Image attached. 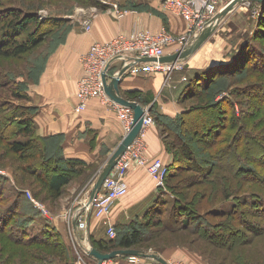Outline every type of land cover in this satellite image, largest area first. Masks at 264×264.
I'll list each match as a JSON object with an SVG mask.
<instances>
[{"label":"trees","instance_id":"obj_1","mask_svg":"<svg viewBox=\"0 0 264 264\" xmlns=\"http://www.w3.org/2000/svg\"><path fill=\"white\" fill-rule=\"evenodd\" d=\"M2 6L4 5H0V57L3 58L30 54L47 39L51 28L65 20L54 17L40 21L35 10L26 11L30 12L26 16V12H21L20 9L8 10ZM246 8L239 13L234 26L231 25V46L226 56L211 67H205L190 76L180 97L185 111L173 119V124L166 122L168 119L163 115L166 121L159 119L165 146L173 154L172 162H165L168 169L172 170L169 177L187 169L193 170L201 176L202 181L210 185L208 189L212 194L219 192L218 196L223 200L221 203L232 201V205L223 211L212 210L211 215L202 217L203 214L195 212L194 205L188 201V193L180 192L176 190L177 187L174 188L168 183L166 190L158 189L160 195L157 202L143 219L126 223V228L120 229L119 234L117 232L116 237L108 241H94L100 251L147 249L145 242L151 236L145 239V230L157 226L172 234H194L204 243L215 240L216 244L218 240L239 242L237 238L245 231L240 225L246 226L252 236L264 232V193L252 191L254 189L250 188V184L264 188V89L258 96L244 101L245 105L253 108L250 113L239 107L240 102L235 97L238 92L236 88L220 99H210L213 92L211 84L215 80L213 77L230 78L239 73L241 76V72L248 70L243 66L245 62L253 59L256 61L261 58V65L264 66V50L259 42L264 38V1L249 0ZM48 23H52L53 27L44 28ZM255 69L264 74V68ZM30 71L31 68L29 73ZM13 83L15 89L17 87L14 97L20 100L31 98L29 82L27 84L16 78ZM127 96L129 98H126L132 100L135 95ZM195 97L200 99V104L195 107L186 104ZM10 102L14 104L13 111L0 120V129L5 131L14 127L15 123L18 124L12 132L14 138L9 139L7 146L12 152L24 154L25 160L32 159L29 164L34 175L46 188V194L50 198H61L65 188L82 171L88 168L92 171L98 169L96 164L65 156L60 135L38 134L35 122L37 107L33 104ZM206 102L208 104L203 105ZM208 107L213 111L202 122L205 114L202 111ZM216 112L221 115L215 116ZM195 124H200V129L202 126V129L208 131L195 137ZM22 136H26L27 140L21 141ZM257 153L262 155L255 156ZM3 175L5 174H0V234L4 236L1 235L5 245L11 243L27 247L19 264H73L68 245L58 228L48 218L29 211L30 204L25 201L18 187L9 196L5 183L10 180ZM90 177L91 175L83 183ZM20 204L26 205L25 210V205L19 208ZM168 206L175 209L169 213L170 218L167 220L165 209ZM196 206L199 207L197 203ZM247 216L248 219L257 218V225L248 221ZM209 217L219 220L211 221ZM36 220H39V228L33 226ZM202 229H205L204 233L201 232ZM158 230L160 229H152L150 234L158 235ZM171 245L189 247L186 242L175 241ZM232 259L240 261L237 256Z\"/></svg>","mask_w":264,"mask_h":264},{"label":"crops","instance_id":"obj_2","mask_svg":"<svg viewBox=\"0 0 264 264\" xmlns=\"http://www.w3.org/2000/svg\"><path fill=\"white\" fill-rule=\"evenodd\" d=\"M152 4L157 6L160 3L156 0ZM163 11L166 12L163 19L151 13L144 15L140 21L154 31L159 30L162 25L174 33L185 31L186 23L181 16ZM138 18L139 16L133 13L118 19L109 12H100L93 19L90 30L85 31L86 27L84 30L79 28L70 34L68 42L60 47L39 83L29 88L32 104L38 109L35 116L38 134L60 135L63 139L62 150L65 156L88 164H96L98 172L125 135L117 112L100 99H91L82 112L75 110L78 103L77 81L83 74L79 56L95 42H105L119 33L130 32L136 27ZM210 38L208 37L189 54L185 59L183 70L174 72L169 79H166L161 72L132 74L125 71L121 75V94L124 97H128L129 94L135 95L132 100L138 101L144 109L148 108L155 119L146 133L148 145L146 154L150 159L159 157L167 164L173 160L172 152L165 146L159 119L166 121L164 119L166 117L168 119L166 122L173 124V119L178 118L185 111L180 97L190 76L207 67L212 56L220 53L221 43H213ZM172 48L169 47L167 52H173ZM214 56L217 59L223 57ZM124 65L123 58L114 59L108 70L109 75L118 74ZM126 180L129 185L127 193L116 200L109 213L118 234L120 229L126 228V223L143 219L154 207L160 195L154 179L144 166L133 164L127 171ZM46 218L51 219L60 231L70 250L73 264H98L97 258L89 253L92 247L100 250L94 241L105 242L112 239L108 235L104 217L87 216V229L84 233L79 231L78 235L73 232L64 214L52 217L47 215ZM161 256L169 262L183 260L188 264H200L195 254L185 247H173L170 251L165 250ZM106 262L107 264H159L160 261L141 256L139 261L135 262L131 259V255H122L107 259Z\"/></svg>","mask_w":264,"mask_h":264},{"label":"rangeland","instance_id":"obj_3","mask_svg":"<svg viewBox=\"0 0 264 264\" xmlns=\"http://www.w3.org/2000/svg\"><path fill=\"white\" fill-rule=\"evenodd\" d=\"M155 1L156 0H0V5H4L2 6L4 7L3 9H20L21 12H31L32 10H35L40 16V21L47 18L51 20L54 17H61L65 19L58 26L53 27L52 23L46 24L44 28H53H51L50 33L46 36L47 39L35 50L31 51L30 54L28 53V55L12 58L0 57V120L5 119V115H8L13 111L14 104L10 101H15V103L17 102L18 104L25 103L32 105L31 99L20 100L14 97V93L16 92L15 90L17 89V87L15 89L13 83L14 79L19 78L27 84L29 82L31 86L38 84L42 78V75L47 70V67L49 66L51 60L55 57L60 47L68 42L70 34L79 28L84 30L85 21L91 18L93 22V19L100 12H109V5L107 2H117L123 8H135L144 15H151V13H153L163 19L166 12L162 10L161 6L159 7L160 4L154 6L152 3ZM157 1L160 3V0ZM248 3L249 1L239 3L240 6H236V10H234L236 8L235 7L222 19L220 25L215 31V34H211L213 37L211 35L209 36L211 37L210 39L213 41V43H221L220 53L218 55H214L226 56L228 49L231 46V25L234 26L237 16L240 12L247 9L246 5ZM30 12H26V16ZM163 26L164 25H162V27ZM259 42L261 49L264 50V38L260 39ZM214 55L212 56V59H210V64L207 65V68L211 67L215 63H218L223 58L221 57V59H217V57ZM261 60V58H258L256 61L253 59L252 61L250 60V62H245L243 66L244 68L247 67L248 70L244 73L241 72V76L239 73L236 77L230 78H226L224 76L221 78L213 77L215 80L211 84V89L213 92L210 95V99H220L223 96L229 94L231 89L236 88L238 89V92L235 93V97L240 102L239 107H241L244 112H252L253 108L245 105L244 101L246 99H252L253 97L258 96L262 89H264V74L261 73V70L255 69V67L264 68V66L261 65ZM29 68L32 69L30 73ZM199 101L200 99L195 97L193 100L187 101L186 104L189 106L192 105L191 107H195L201 103ZM207 104L208 103L206 102L203 105ZM17 107H19V105ZM210 111L213 110H209V107L202 111L205 113L201 119L203 120L202 122H204L205 119L210 116V114H208ZM212 113L213 112H211V114ZM213 115H211V117ZM220 115L221 114L217 113L215 116L218 117ZM17 124L18 123H15L14 127H16ZM14 127L5 129V131L0 129V171H2L0 174H5L3 177H8L10 180L9 183H5L9 196H12L17 190L16 187H18L22 192L25 201L30 204L29 211L31 213H37L43 217H46L47 215L52 217L54 215H60L61 213L64 214L65 217L66 215H69L67 219L70 224H68L73 232H76L77 235L80 232L84 233L85 229L78 227L77 216H80L83 213L82 211L85 208V204L87 202H85V199L88 200L90 198L101 171H92L89 168L82 171L72 179L71 183L65 188L64 194L61 196V198H50L46 194V188L43 187V185L34 175V171L30 166L31 164H29V161H32V159L29 158L28 160H25L24 154L20 155L18 153L12 152L8 148L7 142L9 139L14 138L12 135ZM193 127L196 129V133L194 134L195 137H200L202 133L204 134L208 131L207 129H202V126L200 129V124H195ZM20 140L26 141L27 137L22 136L20 137ZM256 155L258 156L262 154L257 153L255 156ZM171 171L172 170L169 168L168 173L164 175L166 188H168L167 184L170 183V185H172L174 188L177 187L176 190L180 192L182 191L183 193L187 192L188 201L194 205L195 212L200 213V215L203 214L202 217L211 215L210 212L212 210L223 211L229 209L232 205V201L221 203L223 200L221 199V196H218L219 192L212 194V192L208 189L210 188V185L206 184L205 181H202L201 176L196 174L195 171L187 169L179 172L175 176L169 177ZM90 175L91 177L85 183H83V181ZM124 177L126 178V173ZM250 185V188L254 189L252 191L264 193V188L255 186L254 184ZM246 189L247 188H245L244 191H246ZM168 197L169 196H167V198ZM196 203L199 207L196 206ZM24 205L20 204L19 208ZM25 207L26 205L24 206V210ZM173 209H175L173 206H168L165 209L167 212L165 215L167 220L170 218L168 217L169 213L174 211ZM210 219L211 221L219 220V218ZM222 220L223 219H220V221ZM48 221L52 223L51 219L49 218ZM248 221H251V223H255L257 225V218L249 217ZM38 223L39 220H36L33 223V226L35 228H39ZM13 225H15V222H13ZM239 227L245 230L244 232H241L240 237L237 238L239 242L234 240V243H230L228 240V242L225 240H218L217 244L219 245L214 243L215 240L214 242L207 240L204 243V241L200 240L198 236L196 237V235L191 233L172 234L165 231L162 227L160 228V226H157V228L151 227L148 230H145L144 235L146 236L145 239L151 236L150 240L145 242L147 249L142 248L141 250H144L150 254H158L161 256L165 250L169 249L170 251V249L173 247L178 246L171 245L173 242H186L188 243L189 247L185 246V249L193 252L200 264H264V232L262 234H256L252 236V233L246 226L240 225ZM152 229H160L158 230L160 234H150ZM204 230L205 229H202L201 232L204 233ZM1 235L2 234H0V263L19 264L20 260L23 259V254L25 250H27V247L17 244L15 246L11 243L5 245L3 242L4 238H2L3 235ZM182 235L184 236L182 237ZM222 245L228 246V248H224ZM235 256H237L240 261L233 260L232 258ZM167 262L170 264L169 261Z\"/></svg>","mask_w":264,"mask_h":264},{"label":"built area","instance_id":"obj_4","mask_svg":"<svg viewBox=\"0 0 264 264\" xmlns=\"http://www.w3.org/2000/svg\"><path fill=\"white\" fill-rule=\"evenodd\" d=\"M231 1L161 0L160 5L163 10L177 14L184 19L186 29L179 34L170 31L166 26L154 31L140 21L144 14H141L138 9L123 8L117 2H107L109 12L118 19L125 17L129 13L139 16L137 25L128 33H119L108 41L93 43L86 52L81 54L80 62L83 74L77 81L76 96L78 103L75 110L77 112L84 111L91 99L98 98L117 112L124 129V135L129 133L134 124L135 112L132 107L117 102L107 94L103 76L108 66L111 65L114 59L123 58L124 67L128 66L126 71L132 74L161 72L164 73L166 79H169L174 72L184 68L185 59L178 58L171 61H162L160 59L163 56L178 53L190 47L202 31L213 26L216 15ZM84 24L86 30H90L92 19L86 20ZM171 46L173 47V52L168 53L167 49ZM143 57L155 59L142 60ZM154 122L153 115L148 108H145L144 120L139 134L118 159L110 174L105 178L98 193L91 201L90 198L88 200L85 199L88 204L86 202L83 213L77 216L79 228L87 229V216L104 217L109 237H116L117 231L111 222L109 213L116 200L126 194L129 189L124 175L125 173L127 174L128 169L133 164L143 165L153 177L157 189L165 190L164 175L169 170L167 164L159 157L150 159L146 154L148 146L146 133ZM68 217L69 215H66V218ZM140 258L141 256L131 255V259L135 262L139 261ZM106 261L104 260L101 264H107ZM158 263L162 264L161 262ZM170 264L188 263L180 260L170 262Z\"/></svg>","mask_w":264,"mask_h":264},{"label":"water","instance_id":"obj_5","mask_svg":"<svg viewBox=\"0 0 264 264\" xmlns=\"http://www.w3.org/2000/svg\"><path fill=\"white\" fill-rule=\"evenodd\" d=\"M245 1H249V0H232L224 9H222L221 12H219L216 15L213 26L206 28L204 31H202L201 34L197 37L195 42L190 47H187L186 49L179 51L178 53L163 56L160 60L171 61V60H176L178 58L186 59V57H188L189 54L193 53L213 33V31H216L222 19L229 12H231L239 3H242ZM258 1H264V0H258ZM153 59L155 58H151V57L142 58V60H153ZM109 67L110 66H108L107 71L104 73V76H103L107 94L111 98L116 100L117 102H120L122 104L132 107L135 112V117H134V124H133L131 131L123 137L118 147L115 149V151L112 153L108 161L105 163V165L101 169V172L98 176L95 187L91 193L90 201L101 189L105 178L110 174L111 170L116 165L118 159L122 156V154L126 151L127 147L133 142V140L139 134L140 129L143 124L144 114H145L144 107L138 101L130 100L121 94V91H120L121 75L124 74L128 66L126 65L118 74L113 75V76L109 75L108 73ZM89 253L94 255L97 258L98 264H101L104 260L112 259V258L119 257L122 255H138V256H144V257H152L162 262L163 264H168V262L158 254H150V253L145 252L144 250L135 249V248L114 249L109 252H102L98 250L97 248L92 247L89 250Z\"/></svg>","mask_w":264,"mask_h":264}]
</instances>
